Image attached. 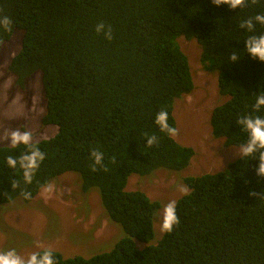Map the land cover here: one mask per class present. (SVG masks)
Listing matches in <instances>:
<instances>
[{"label": "trees", "instance_id": "1", "mask_svg": "<svg viewBox=\"0 0 264 264\" xmlns=\"http://www.w3.org/2000/svg\"><path fill=\"white\" fill-rule=\"evenodd\" d=\"M0 9L12 21L10 32L0 29V50L15 31L23 32L6 71L19 87L40 74L47 101L42 120L57 127L53 137L32 142L46 158L31 184L19 166L7 164L8 156L19 159L28 148L0 146V206L17 199L27 206L45 185L74 173L84 193L98 191L110 224L124 235L111 250L104 245L91 257L54 251L57 264H264L258 157H238L224 172L182 178L189 194L177 201L180 224L156 244L151 241L160 202L127 190L132 175L180 174L195 155L155 123L163 109L177 129L175 103L195 89L180 38L199 43L203 68L217 75L218 92L227 100L212 111L213 136L227 148L247 141L237 121L264 117V109L253 108L256 95L264 93V62L247 53L245 41L264 34V25L256 23L253 32L239 25L264 14V0L235 10L212 0H0ZM101 22L111 27V41L97 33ZM153 135L158 143L149 147ZM93 150L104 154L97 171Z\"/></svg>", "mask_w": 264, "mask_h": 264}, {"label": "rangeland", "instance_id": "2", "mask_svg": "<svg viewBox=\"0 0 264 264\" xmlns=\"http://www.w3.org/2000/svg\"><path fill=\"white\" fill-rule=\"evenodd\" d=\"M22 38L23 32L15 31L0 50V146L10 145L6 136L17 128L31 131L32 142L51 138L57 132L56 126L45 125L42 120L47 101L40 74L31 76L25 87H19L14 76L6 71L21 49ZM179 44L189 59L195 89L175 103L174 117L179 134L174 139L182 146L193 148L195 155L180 174L158 171L150 178L132 175L127 186L128 191L145 192L151 200L160 202L161 208L170 200L177 202L184 195L178 191L180 185H185L182 178L224 172L240 157L237 155L239 147L227 148L224 139L215 138L211 131L212 111L227 101L218 92L217 75L203 68L202 49L196 40L180 38ZM80 181L74 173L64 174L52 183L54 191L50 196L41 190L27 206L21 205L25 204L21 199L0 206V252L15 249L27 258L31 253L41 251L42 247H38L41 245L62 253L65 258H74L91 257L104 245L111 250L116 240L124 236L123 231L119 225L110 224L98 191L92 189L90 193H84ZM17 215L32 219L28 221L30 226L37 224L39 219L44 223L35 228L22 226L23 221L19 222ZM155 226L157 232L152 244L164 234L160 231L158 216Z\"/></svg>", "mask_w": 264, "mask_h": 264}, {"label": "clouds", "instance_id": "3", "mask_svg": "<svg viewBox=\"0 0 264 264\" xmlns=\"http://www.w3.org/2000/svg\"><path fill=\"white\" fill-rule=\"evenodd\" d=\"M212 3L216 6L229 5L230 9H240L249 5H256L260 3V0H212ZM256 23L264 25V14H257L252 18L244 20L240 23L239 27L246 29L249 32L255 30ZM11 19L3 14V10L0 9V29L4 31H11ZM97 33H103L105 38L111 41L113 39L112 29L107 27L104 23L96 25ZM3 43V41H0ZM247 53L251 55L253 59H258L264 62V34L259 36H250L246 41ZM230 59L235 63L239 60L238 56L233 53ZM254 111L259 112L264 109V93L256 95L255 104L253 106ZM169 114L166 110H161L156 114L155 123L162 132H165L169 137L175 138L179 132L178 129L172 127L168 123ZM237 124L241 127L242 131L246 132L248 139L245 143L239 146L237 155L243 157H258L259 166L257 169V175L264 177V117L259 115H246L242 116ZM6 140L10 141V145L16 148L20 145H24L28 148L27 152L20 155L19 159L13 156L7 157V164L11 168L19 166L23 170V179L27 184H31L33 177L39 169L41 163L45 160V153L38 147L34 146L33 133L31 131H23L19 128L12 130L7 136ZM158 143L156 136L147 137V145L149 147ZM258 154V155H257ZM91 159L94 161L92 164V171H97V166L103 167L104 154L98 150L91 152ZM107 170V169H105ZM18 183H13L12 187H18ZM54 191L52 184H47L43 187L42 193L46 196H50ZM178 191L184 195L189 194V189L185 185H180ZM25 199H31L30 192H22ZM256 195V193H251ZM159 217L160 231L163 233H172L176 226L180 224V219L177 214V202L170 200L166 203L161 211L157 213ZM42 251H37L29 254L27 258L22 257L17 253L15 249H10L4 252H0V264H57L54 251L51 248H43Z\"/></svg>", "mask_w": 264, "mask_h": 264}, {"label": "crops", "instance_id": "4", "mask_svg": "<svg viewBox=\"0 0 264 264\" xmlns=\"http://www.w3.org/2000/svg\"><path fill=\"white\" fill-rule=\"evenodd\" d=\"M16 219L19 221V222H21V221H23V223H22V226H29V227H38V226H41L43 223H44V221L42 220V219H39L38 220V223L36 224V223H33L31 226L28 224V221H31L30 219H28V216L27 215H25V217L24 216H19V215H17L16 216ZM33 229V228H32Z\"/></svg>", "mask_w": 264, "mask_h": 264}, {"label": "bare ground", "instance_id": "5", "mask_svg": "<svg viewBox=\"0 0 264 264\" xmlns=\"http://www.w3.org/2000/svg\"><path fill=\"white\" fill-rule=\"evenodd\" d=\"M192 122H194V120Z\"/></svg>", "mask_w": 264, "mask_h": 264}]
</instances>
